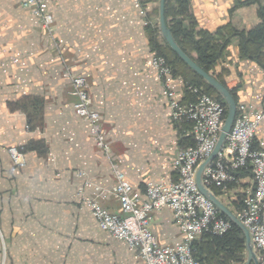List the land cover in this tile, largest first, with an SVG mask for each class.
<instances>
[{
  "label": "crops",
  "instance_id": "1",
  "mask_svg": "<svg viewBox=\"0 0 264 264\" xmlns=\"http://www.w3.org/2000/svg\"><path fill=\"white\" fill-rule=\"evenodd\" d=\"M143 1L151 22L158 20L159 0ZM48 4L53 37L23 0H0V264H140L126 242L101 229L77 203V192L82 188L84 196L93 197L98 187L105 191L100 204L121 215L110 192L115 185L110 163L145 198L147 182L175 178L173 158L180 140L190 143V124H177L170 116L162 83L150 66L151 32L136 0ZM188 11L184 25L193 23L196 31L246 33L263 21L264 0H189ZM239 47V38H233L209 73L221 76L236 104L262 111L264 66ZM65 64L86 77L109 156L73 109ZM186 77L180 68L172 82L183 103L193 99L185 92ZM30 116L35 118L31 129ZM255 145L264 151V119ZM13 146L22 147L23 166L13 163L8 153ZM249 183L244 174L241 186L219 200L232 211L231 202ZM150 229L162 246L183 238L169 209L153 213ZM245 260L246 253L239 264Z\"/></svg>",
  "mask_w": 264,
  "mask_h": 264
},
{
  "label": "built area",
  "instance_id": "2",
  "mask_svg": "<svg viewBox=\"0 0 264 264\" xmlns=\"http://www.w3.org/2000/svg\"><path fill=\"white\" fill-rule=\"evenodd\" d=\"M141 1L136 0L139 4ZM23 3L38 17L44 31L53 37L54 22L48 0H23ZM139 13L144 25L152 23L147 18L146 9L140 8ZM150 66L162 83L172 120L191 124L193 144L181 146L176 151L173 158L175 178L147 182L145 198H141L133 190L124 172L111 162L115 185L110 192L118 199L122 214L112 213L100 204L105 191L98 187L93 197L84 196L82 188H79L77 203L88 208L101 229L126 242L140 264H200L194 255L195 244L206 234L221 236L233 227V222L220 214L222 212L199 190L196 183L199 164L210 155L217 142L225 119V106L214 96L190 84L185 86V90L194 99L183 103L182 94L172 88L175 76L165 57L154 53ZM64 74L69 78L70 93L75 97V113L87 124L95 145L109 156L110 147L100 114L92 106L86 77L73 74L66 64ZM263 119L264 110H256L249 104H237L231 129L201 176L202 184L207 189L213 192L216 188L224 194L239 188L244 174L250 177V183L243 188L240 198L237 200L238 196L235 197L232 212L248 229L258 258V254L264 252V151L256 147L255 134ZM23 152L22 147L8 148L16 166L24 165ZM77 175L82 176L84 172L78 171ZM162 209L172 211L175 223L183 235L177 245L157 244L150 229L153 213Z\"/></svg>",
  "mask_w": 264,
  "mask_h": 264
},
{
  "label": "trees",
  "instance_id": "3",
  "mask_svg": "<svg viewBox=\"0 0 264 264\" xmlns=\"http://www.w3.org/2000/svg\"><path fill=\"white\" fill-rule=\"evenodd\" d=\"M188 5L189 0H165V20L180 48L204 71L209 73L214 68L217 60L223 56L231 40L235 37H238L240 40V53L248 54L264 66L263 11L259 13L263 21L246 33L238 32L232 28L217 29L215 32L206 30L196 31L193 23H190L188 26L184 25V19H190ZM155 14L158 15V8ZM149 29L151 32L150 46L153 52L165 57L169 65H171L175 76L178 70L183 68L187 72V77L184 79L185 84L198 87L201 86L205 92L213 95L225 106L226 115V103L216 90L186 65L166 44L163 38L157 40L156 32L152 28ZM216 78L225 86L221 76L217 75ZM185 92L189 94L187 90H185ZM230 92L236 100L234 93L232 91ZM190 95L194 99V96L192 94ZM34 119V116H30L27 120V125L30 129L35 127V125L32 124ZM189 140V144H183V139L180 140V145H192V137H189ZM213 192L215 195H218L219 189L214 188ZM233 210L234 208L232 211ZM220 214L227 218L224 213ZM244 253V234L234 223L232 229L224 235H204L202 240L195 244L194 251V255L200 261V264H239L243 262ZM258 255L260 264H264V252H260Z\"/></svg>",
  "mask_w": 264,
  "mask_h": 264
},
{
  "label": "water",
  "instance_id": "4",
  "mask_svg": "<svg viewBox=\"0 0 264 264\" xmlns=\"http://www.w3.org/2000/svg\"><path fill=\"white\" fill-rule=\"evenodd\" d=\"M165 0H159L158 7V24L162 38L166 44L178 55V57L188 65L194 72L200 75L203 80L209 84L216 92L223 98L226 103V115L221 127L217 142L210 155L199 164L196 171V183L199 190L210 199L216 207L224 213L235 225H237L244 234L245 238V251L246 260L244 264H260L259 258L253 248L251 237L248 229L242 224V222L235 216V214L221 201L219 198L209 189H207L201 180L202 172L205 166L215 158L219 149L221 148L224 139L231 129L235 115H236V101L228 88H226L215 76L204 71L193 59H191L178 45L174 39L170 28L165 20Z\"/></svg>",
  "mask_w": 264,
  "mask_h": 264
},
{
  "label": "rangeland",
  "instance_id": "5",
  "mask_svg": "<svg viewBox=\"0 0 264 264\" xmlns=\"http://www.w3.org/2000/svg\"><path fill=\"white\" fill-rule=\"evenodd\" d=\"M140 8H144V9H146V7H145V3H144V1L142 0L141 1V3H140ZM147 18L151 21V19L147 16ZM148 28H152L155 32H156V35L159 37V38H162V36H161V33H160V30H159V24H158V20H156V19H154L153 21H152V23L148 26ZM169 64V63H168ZM68 66V65H67ZM170 67H171V65H169ZM172 68V67H171ZM174 75V74H173ZM175 76V75H174ZM69 79V78H68ZM186 85V84H185ZM188 85V84H187ZM196 87H198V86H196ZM198 88H201V86L200 87H198ZM202 89V88H201ZM203 90V89H202ZM203 92L204 93H206V94H208L207 92H205L204 90H203ZM208 95H211V94H208ZM213 96V95H212ZM175 122V121H174ZM175 123H177V124H180V123H186V122H180V121H178V122H175ZM190 131V130H189ZM180 147H181V145H180ZM179 147V148H180ZM214 193V192H213ZM222 195H225L224 193H221V191L219 190V193H218V195H216L217 197L218 196H222ZM240 198V195L237 197V200ZM231 203H234V202H231ZM232 207V206H231ZM245 253H246V251H245ZM199 261V260H198ZM199 263H200V261H199ZM202 264V263H201Z\"/></svg>",
  "mask_w": 264,
  "mask_h": 264
}]
</instances>
